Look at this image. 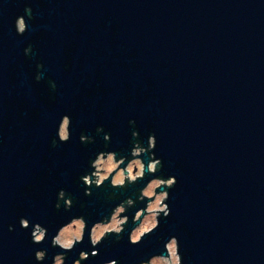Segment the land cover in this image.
I'll use <instances>...</instances> for the list:
<instances>
[{"label": "water", "instance_id": "water-1", "mask_svg": "<svg viewBox=\"0 0 264 264\" xmlns=\"http://www.w3.org/2000/svg\"><path fill=\"white\" fill-rule=\"evenodd\" d=\"M65 115L70 140L60 143ZM133 132L145 148L155 137L156 175L176 180L170 214L132 246L137 204L125 231L93 248V224L156 178L84 195L90 163L105 151L130 157ZM79 216L83 242L53 247ZM172 237L182 264H264V0H0V264H37V251L42 264L59 254L74 264L81 252V264H139Z\"/></svg>", "mask_w": 264, "mask_h": 264}, {"label": "clouds", "instance_id": "clouds-1", "mask_svg": "<svg viewBox=\"0 0 264 264\" xmlns=\"http://www.w3.org/2000/svg\"><path fill=\"white\" fill-rule=\"evenodd\" d=\"M25 12L30 15L31 9H25ZM16 32L18 35H23L27 30V24L23 17H18L15 23ZM30 49L25 50L28 54ZM40 77L37 76V80ZM134 123V122H133ZM70 118L65 115L62 117L57 136L60 143L68 142L70 140ZM102 132L103 129H97ZM133 147L130 152V157L121 153L113 151H105L97 154L94 161L90 163V167L94 169L90 175H85L81 178L82 183L86 186L85 196H91V189L93 186L100 188L110 181L112 189H126L131 185L136 184L144 179L146 175L156 176L152 179L146 187H144L139 194L133 193L136 199L131 197L121 201L111 212L110 217H104L99 222L93 224L88 233V238L93 248L100 245L109 235L119 237L129 225L128 210L134 208L137 204H144L146 206L137 210L135 215L131 218V223L134 225L129 235V242L132 246L142 243L143 239L152 234L158 228V217L161 215L167 218L170 214V208L166 201L169 199L167 189L175 186V178L162 179L156 174L160 170L161 161L156 159L152 154L156 141L154 136H150L147 141V148L142 146L139 141V134L132 133ZM105 142L110 141V136H104ZM94 141L89 137H81V143H93ZM149 155V162L145 165L142 157ZM159 190V191H158ZM66 194L61 190L58 194V201H62L66 211L72 208V199L65 198ZM109 200L114 199L110 195ZM56 209L61 208V203L55 205ZM22 229L29 228V222L25 219L20 220ZM87 221L84 216L73 217L71 221L62 226L57 235L52 239V246L58 247L63 253L72 251L77 244L83 242L87 230ZM12 230L11 228L9 229ZM47 230L37 224L31 233L32 242L40 244L46 239ZM179 241L172 237L164 245L163 253L153 255L147 260H141L139 264H182V257L178 253ZM97 256V252H92V257ZM46 252L37 251L35 259L37 264H42L45 260ZM89 259L85 252L80 253L78 260L74 264H81L82 261ZM66 256L63 254L56 255L53 264H65ZM108 264H116L115 260L109 261Z\"/></svg>", "mask_w": 264, "mask_h": 264}, {"label": "flooded vegetation", "instance_id": "flooded-vegetation-1", "mask_svg": "<svg viewBox=\"0 0 264 264\" xmlns=\"http://www.w3.org/2000/svg\"><path fill=\"white\" fill-rule=\"evenodd\" d=\"M137 194V193H136Z\"/></svg>", "mask_w": 264, "mask_h": 264}]
</instances>
